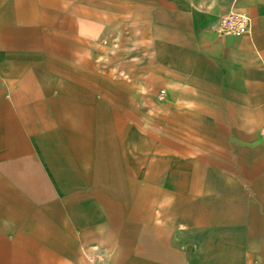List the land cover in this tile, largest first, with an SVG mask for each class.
Segmentation results:
<instances>
[{"label": "crops", "instance_id": "crops-1", "mask_svg": "<svg viewBox=\"0 0 264 264\" xmlns=\"http://www.w3.org/2000/svg\"><path fill=\"white\" fill-rule=\"evenodd\" d=\"M229 11L251 17L250 36L212 31ZM99 56L133 83L95 76ZM147 67L166 87L146 99L165 114V157L143 153ZM99 84L101 97L78 88ZM94 107L119 133L138 118L132 150L124 137L97 159L134 168L83 166L110 131ZM263 134L264 0H0V264H264ZM110 175L135 179H95Z\"/></svg>", "mask_w": 264, "mask_h": 264}, {"label": "rangeland", "instance_id": "rangeland-1", "mask_svg": "<svg viewBox=\"0 0 264 264\" xmlns=\"http://www.w3.org/2000/svg\"><path fill=\"white\" fill-rule=\"evenodd\" d=\"M137 39L136 37H134V33H130V35L127 37V42H125L126 44H141L142 46L147 45V41L145 39L140 40L139 41L135 40ZM141 39V38H140ZM135 40V41H134ZM111 43V42H110ZM118 45H120V42L116 43ZM142 56V60L143 61H148L149 60V53H145L143 52L141 54ZM133 57H134V53L130 52V53H125V58L126 61H131L133 62ZM99 60L97 62V64H95V76H97L98 78H101L103 75L109 76V78L111 79V82H113L114 80L123 78L126 82L128 83H133V70L132 69H119V68H110V70H108V73L105 69H103V66L101 64L102 60H101V56L98 57ZM112 61V60H111ZM132 64V63H131ZM112 65V64H111ZM150 69L149 67L147 68H143L142 69V75H141V88H142V116H141V126H142V142H143V153H147L146 155L148 156H159V157H165V153H158L155 154V148L156 146L160 147L163 146L165 143V125H166V120L164 118V112H157L154 110H151V107L149 105V101L150 100H146L147 98H150V96H154L157 102H163V98L160 96V91L163 89H166V87L164 85H155V80L153 81L151 79V75H150ZM113 80V81H112ZM151 83H153L151 85ZM154 86L155 90L153 92H151V87ZM93 87V91L95 94H97L96 96L101 97V92H102V85H95V86H82L79 85L78 88L79 89H83L86 91L89 88ZM111 87H115L114 85L111 84ZM80 97V96H78ZM96 98V97H95ZM80 103V102H79ZM98 102H94V104L97 105ZM112 104L113 102H110L111 105V109H112ZM95 116H93V127L94 129H101L102 125L99 124L98 125V121H101V119H104V121L106 120V122L109 123L110 126V131L106 132H93V140L90 141V139L87 140V148H86V153L87 156L90 157V160H85L84 163V167L86 168H90V169H112L113 172L115 171V173L119 172V169H123L124 167L126 169L129 168H134L133 165V160H125V164L123 160H97L99 159L101 156V151L105 148L106 151L109 150V152L111 153V158L113 157H118V152L121 149L122 145H123V138H126V144H127V148H129V150H132L133 148V142H129V136L133 135V133H131L130 131L128 132V130H132L133 125L135 124V121L138 120V118H135L132 113L131 115H127L126 117V125H127V132L125 134L123 133H119L118 130V117L115 115L109 116V117H102V116H97L96 117V113H100L103 112L101 109H98L96 107H94V111ZM112 113V111L110 112ZM72 119L73 120V126L76 128L77 126L80 128L82 125V118L74 116V117H69L67 118ZM101 123V122H100ZM139 124V121H138ZM104 129H107V127L105 126ZM92 134V133H91ZM79 135H81L79 133ZM86 133H83L82 136L85 137ZM101 138L105 139L102 140ZM152 147V150H150V148ZM16 150V149H15ZM17 151V150H16ZM17 153H19L24 160H33L32 154L26 150H21V151H17ZM128 155V154H127ZM145 155V156H146ZM144 156V155H143ZM102 158V157H101ZM92 159V160H91ZM123 161V162H122ZM150 164L149 161L143 160L142 164L140 165L141 168L145 169L146 167H148V165ZM95 179L99 180V181H103V183H108L111 186H117L119 184V181H123V179H125V183L123 182V184H125L126 186L128 185H133V179H135L134 177L131 176H126L124 177H119L116 175H110L108 177L106 176H101V177H95ZM122 183V182H120ZM144 182H142L143 184ZM179 230H183L181 227L179 228ZM89 248H87V253H88ZM94 250V249H93ZM98 249H95V251ZM92 251V249H91ZM89 251V252H91ZM88 258L91 260V254H88Z\"/></svg>", "mask_w": 264, "mask_h": 264}, {"label": "built area", "instance_id": "built-area-1", "mask_svg": "<svg viewBox=\"0 0 264 264\" xmlns=\"http://www.w3.org/2000/svg\"><path fill=\"white\" fill-rule=\"evenodd\" d=\"M212 31L219 36L244 37L250 36L252 30V19L247 14L229 11L218 18L211 27ZM160 96H165V91H160ZM264 141V134L262 135Z\"/></svg>", "mask_w": 264, "mask_h": 264}]
</instances>
